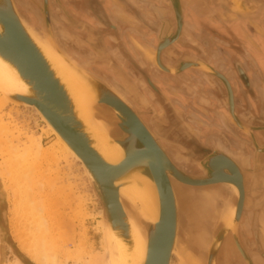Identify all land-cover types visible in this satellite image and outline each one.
<instances>
[{"label": "water", "instance_id": "obj_1", "mask_svg": "<svg viewBox=\"0 0 264 264\" xmlns=\"http://www.w3.org/2000/svg\"><path fill=\"white\" fill-rule=\"evenodd\" d=\"M48 1L50 0H43L44 6L48 4ZM54 1L59 7H62L59 0ZM121 1L126 5L129 3V0ZM162 1L164 2L163 8L156 0H150L148 4V8L154 13L155 29L150 30L148 35L135 30H132V33L139 40L145 42L146 51H151L150 54L153 52L152 59L150 57L147 63L149 70L154 75L158 77L160 73L165 75L160 77L163 87L170 93L174 88H181L182 92L180 98L162 96L157 90L158 94L169 105L175 102L180 109H176V111L180 113L184 112L188 115V112H193L195 107L197 108L194 115L196 114L199 121L195 128L189 121L182 125L185 138L194 143L193 148H198L199 153H207L200 162L193 163L196 169L202 173L201 178H193L182 172L132 106L94 76L83 72L82 74H85L84 76L87 77L97 93L94 107L106 106L110 109L111 116L107 123L110 125L111 131L115 124L120 132V136L114 140L121 146L124 158L117 165L106 163L91 148L87 135L82 131L81 123L75 118L71 102L64 88L50 71L37 48V43L20 19L13 0H0V56L12 64L19 75L31 86V94L12 96L10 101L20 106H25L23 102L35 106L80 157L92 176L91 178L87 175L97 198L103 205L107 222L112 227L121 226L120 222L124 219L116 182L132 170L155 186L159 203V219L155 224H148L147 254L144 264H169L170 262L171 251L178 231V210L172 181L182 186L196 188L228 183L237 189L238 195L234 204V212L217 233L213 244L216 246L221 244L228 232L232 231L237 250L239 249L240 256L248 263V257L237 239L238 228L245 209L244 171L227 152L232 154L241 152L245 158H249L247 165L257 164L260 161L264 163V124L254 118L256 116L254 114L255 101L248 93L247 73L240 68L243 60L239 57L232 59L229 54L215 58L214 55H218L213 50L214 46L217 47L215 43L219 48L220 46L228 48V46L222 41H214L212 33H209L206 28L204 29L202 23L197 25L188 15L192 6L201 0ZM83 2L84 0H80L78 6L80 9ZM91 2L95 5L92 10L97 12L103 21H114L110 12L116 7L129 20L138 22V24L142 23V15L147 17L143 12L136 19V15L133 17L125 10V6L118 4L119 0H92ZM127 22L130 21H123V23ZM46 24L48 25V20ZM128 27L129 25L125 30L130 32ZM145 27L151 29L150 26ZM202 29L206 33H203ZM167 30L168 36H165ZM47 32L49 39L55 44L57 52L72 65L54 42L50 31ZM191 32H196L198 35L196 47H192L186 42V37ZM125 35L124 33L123 36ZM137 57L136 60L146 63L140 56ZM214 59L217 64L215 68L210 65ZM74 67L76 66L74 65ZM76 69L78 70L77 67ZM229 73L234 76L236 90H234ZM191 86L196 87V90L194 91ZM191 91L192 95L188 93ZM237 99L240 101L241 107L236 106ZM98 110L101 108L99 107ZM238 110H241L242 116L247 117L250 121L247 122L240 118ZM177 114L175 113V115ZM217 144L223 150L218 148ZM217 149L223 152H219ZM217 159H221L227 164L220 170L223 173H228L233 169L236 174L235 178L226 175L225 177H215L214 164ZM262 203H264V197L256 198L255 205L252 207L255 212L253 213L252 232L255 236L259 221L256 207ZM113 212L118 216V219H121L120 222L115 219ZM121 230L125 233L126 229L122 228ZM124 237L126 238V234Z\"/></svg>", "mask_w": 264, "mask_h": 264}, {"label": "rangeland", "instance_id": "obj_2", "mask_svg": "<svg viewBox=\"0 0 264 264\" xmlns=\"http://www.w3.org/2000/svg\"><path fill=\"white\" fill-rule=\"evenodd\" d=\"M119 1L118 4L125 6V10L133 17L136 15V19L143 12H145L144 14L147 17L142 15V23L140 24L132 20H130L131 22L123 23L120 16H116L114 21L110 22L101 20L97 12L92 9L88 10L85 4L83 6V3L80 9L78 7L80 0H59L62 7H59L54 0L48 1L46 6H44L43 0H27L25 2L30 10L35 9L40 16L46 17L47 13L48 15L50 14L54 30L51 25H47L45 22L43 25L45 35L48 38L47 31L49 30L58 48L72 62H77V65L79 63L80 65L78 66H81V69L94 76L114 92L128 98V102L140 115L143 122L150 130L152 129L153 133L155 132L154 135L158 138L175 165L178 164L184 170L200 173L202 176V173L196 169L193 163L200 162L207 153H199L198 148H193L194 143L185 138L182 125L184 122L189 121L192 127L195 128L199 121L196 114L194 115L197 108L190 104L195 109L186 115L184 112L176 111V109H180H178L175 102L171 105L167 104L157 90L160 91L162 96L180 98L182 94L181 88H174L171 93L170 91L168 92V89H165L163 83L160 82V77L162 78L165 75L162 73H160L159 77L154 75L149 70L147 62L136 60L137 56L144 60V51H146L147 47L145 42L134 36L135 34L132 33V30L148 35L150 30L155 29L154 13L148 8L150 0H129L128 5L126 3L124 5L121 0ZM156 1L163 8L164 2L162 0ZM13 2L21 16L20 10H22V7L17 4L16 0H13ZM28 13L25 12V14L30 16L33 15V12ZM25 23L28 25L27 22ZM128 25L130 32L125 30ZM28 26L30 27V25ZM145 26H150L151 29ZM124 33L126 34L125 36H123ZM197 36L196 32H191L186 37V42L192 47H196L198 45ZM40 38L42 39V37ZM47 38H43V40L48 42ZM191 87L194 88V91L196 90V87ZM188 93L191 94L192 91ZM22 107L19 106L16 109L11 104H8L4 106V113L10 114L12 124L19 129V133H22L20 137L30 134L39 140L41 146L49 147L54 141L53 134L46 130L44 122L38 115ZM99 107L101 111L98 110ZM96 108L99 111V117L105 118V121L108 122L109 116L105 112L110 114V109L106 106H98ZM104 114L105 117H102ZM112 135L120 136L115 124H113V129L110 131V136L112 137ZM18 154L22 155L20 152ZM242 156L243 160H245L244 155ZM17 157L19 158V156ZM39 158L32 161L30 158L29 160H24L20 157L19 162L17 160L12 165V167L15 166L13 168L15 172L13 173L11 168V178L7 174L6 176L4 175L5 178L1 174L0 169V264H14L15 259L21 264H37L29 258L30 250L32 251L31 247L36 245L34 247L37 249L39 243L41 247L47 244L48 241L52 243L50 242L46 246L50 245V249H52L51 244H54V249L61 256L66 252H79L81 248L79 253L83 251L84 253L82 254L87 251L96 253L103 250L102 231L98 225L101 216H99L98 212H104V209L82 166L76 163L77 161L72 162L71 159L61 158L57 162H50L52 156H47L50 159ZM20 161L27 162L25 163L26 166L28 164L27 168L26 166L23 168L21 165L24 162L20 164ZM34 161H41V163ZM1 162L2 157L0 156ZM32 162L39 165L36 166ZM30 164L33 165L30 166ZM33 168H36V170ZM12 175L14 176L13 178L17 176V179H12ZM27 175L32 176L33 179L34 177L39 178L35 179V182L33 179L30 180ZM24 176L28 178L26 179ZM22 179L26 181L18 183V181L23 182ZM11 181L17 189L13 187ZM31 182L35 183L32 184L34 188H30L29 184ZM27 183H29V187H27ZM25 185L28 190L24 189L26 188ZM18 186H20L19 190ZM180 186L185 193L188 192L185 196H182L185 201H187L188 197L195 198L198 201L195 210L187 212L190 219L196 220L186 225L188 241L192 245H196V240L200 237L204 239V243L210 245L224 225L227 216L229 217L234 198H231L230 191L224 186L217 185L204 188ZM246 188L247 202L238 228L237 239L248 257V263L245 262L235 248L234 236H231V233L226 235L221 246L224 242L231 243L232 256L234 257L231 264H253L252 257L254 258V264H264V203L256 207L259 220L258 231L256 236L252 232L253 213H255L252 207L255 205L256 198L261 199V197H264V183L256 185L255 180H252L248 175ZM15 191H18V193ZM18 194L21 195L18 196ZM214 194L216 196L211 202L209 199ZM218 197L219 199L226 198L227 204L222 205V200H218ZM219 206L220 208L222 206L223 215L214 227L209 222L207 214L211 208ZM213 216L215 215H212L211 218ZM179 217L183 218L184 214L180 212ZM44 224H48V226L46 227ZM39 227H44V229L49 227L51 229L48 228L49 233L52 235L51 237L49 236L50 239L47 237L50 234L46 235L48 230L45 229V232H47L44 233L46 236L44 239L47 241H42L44 239L39 234L41 232L37 231ZM39 231H41V228ZM228 235L230 236L227 237ZM46 246L39 247V251H42ZM60 260L62 262H59L58 259L56 264H85L84 261L77 262L69 258ZM47 264H52V262L49 261Z\"/></svg>", "mask_w": 264, "mask_h": 264}, {"label": "bare ground", "instance_id": "obj_3", "mask_svg": "<svg viewBox=\"0 0 264 264\" xmlns=\"http://www.w3.org/2000/svg\"><path fill=\"white\" fill-rule=\"evenodd\" d=\"M91 1L92 0H84V2H83V6L85 4V6L88 10L95 8L94 3ZM115 10L120 12L118 17L120 16L123 21H130L129 18L120 9H118L116 7ZM110 14L112 17L114 16L113 19L116 17L114 15V10H112L110 12ZM86 15H87V13H86ZM19 16H20V14H19ZM20 19L24 23V25H25L27 31L29 32V34L31 35V37L37 43V48H38L39 52L41 53L42 57L44 58V60L46 61V63L48 64L50 71H52V73L54 74V77L57 80H59V83L64 88V91L66 92V94H67V96L71 102V106L73 108V113L75 115V118L79 123H81L82 131L87 135L91 148L93 150H95L97 152V154L106 163H108L110 165L119 164L124 158V152H123L121 146L118 145L117 142L114 140V138H116L117 136H114V137L110 136V131H111L110 125L105 121V118L102 119L101 117L98 116V112L101 110L97 111L96 110L97 108L94 107V101L96 100L97 93H96V90L94 89V87H92V85H91L90 81L87 79V77L84 76L85 74H82L83 72H86V71L81 69L76 63L72 62L63 53L71 61L73 66L70 63H68L66 60H64V58L61 57V55L57 52L55 44L49 39V37L47 38L48 42H45L43 39H41L37 35V33L35 31H33L25 23V21L22 19L21 16H20ZM166 35L168 36V30H167V33L165 34V36ZM150 52L144 51V60L146 62L150 59V57L152 59L153 52L151 54H150ZM74 65L78 68V70L76 69V67H74ZM30 89H31V86H29L28 83L19 75L16 68L12 64H10L7 60H5L4 58H2L0 56V156L2 157V162L0 163L1 174H3V176L4 175L6 176V174L10 175L9 178H11L10 172L15 167V166L12 167V165L17 160L19 162L20 157H22V159H24V160H27V159L29 160V158H30L33 161V160H37V158H39V157H41V159H43L42 157L47 158V156L49 155L50 157L52 156V159L47 158V159L51 160V161L49 160L50 162H57L61 158L71 159L72 162L77 161L76 163H79L82 166L84 173L86 175H89L92 178L90 172L88 171L86 166L83 164L80 157L72 150V148L67 144V142L64 140V138L45 119V117L42 115V113L35 106L29 105V104L24 103V102H23V105H25V106H23L22 108H26L28 111L34 112L36 115H38L42 119V121L44 122L46 130L53 134L54 141L49 147L48 146L45 147V146H41L39 143V140L30 134L25 135V137H20L22 133H19L18 132L19 129H17L12 124V120L10 118L11 116H9L10 114H8L6 112L4 113V106L11 104L13 108L17 109L20 105L11 102L10 97L17 96V95L28 96V94H31ZM119 96L126 103H128L130 106H132L130 104V102H128L127 97H124L123 95H119ZM105 114L106 115L108 114L109 119H110L111 112H110V114L105 112ZM105 114L102 117H105ZM109 119H107V120L109 121ZM151 131H152V129H151ZM23 134H25V133H23ZM154 134H155V132H154ZM215 145H216V143H215ZM217 146H219L218 148L222 149V147L219 144H217ZM10 150L12 151L13 154L11 153ZM19 152L22 154L21 156L18 154ZM219 152H220V150H219ZM227 154L229 156H231L232 158H234L235 160H237L243 164H245V163L247 164V161L249 159V158L247 159L244 157L245 160H243V158H242L243 154L241 152L238 154H232L230 152H227ZM17 156H19V158ZM16 158H18V159H16ZM22 162H24V163L21 166H23V168H24V166H26L25 163H27V162H25V161H22ZM22 162L20 164H22ZM34 162H37V163L40 162L41 163V161H34ZM34 162H32L34 165L35 164H36V166L39 165V164L34 163ZM32 165L30 164V166H32ZM260 165L264 166V163H262L260 161ZM27 166H28V164H27ZM27 166H26V168H27ZM224 166H227V164L225 162H223L221 159L216 160V163L214 164V167L216 169L215 170V177H218V176L219 177H225V175H226V176H229L231 178H235L236 174L234 173L233 169H231L232 171L228 170L229 171L228 173H223L220 170ZM33 169L36 170V168H33ZM3 171L5 172V174ZM12 171H13V173L15 172L14 169ZM32 171H34V170H32ZM239 171H240V169H239ZM37 173H38V171H37ZM240 173L242 174L241 171H240ZM18 174H20V173H18ZM21 174H22V172H21ZM23 175H24V171H23ZM38 176H39V174H38ZM251 176H254V175H251ZM13 177L14 176L12 175V179H14V180L17 179V176H15L16 179ZM24 177L27 179L30 176H28V177L24 176ZM31 177H30V180L33 179V177L32 178ZM38 178L39 177H34L33 181H35V179H38ZM262 178H264V177H262ZM252 179H253V177H252ZM30 180H29V182H30ZM22 181H23V179H22ZM25 181L26 180H24L23 182L18 181V183H24ZM255 181H256V179H255ZM9 182H10V180H9ZM11 183L13 184V187H14V183L12 181H11ZM38 183H40V182H38ZM28 184L29 183L26 184L27 187H29ZM32 184H35V183L31 182L29 184L30 188L33 187ZM26 185H25V187H26ZM115 185L118 189V197H119L120 203H121L123 211H124V219H122V221H121L120 218L118 219V216L115 214V212H113V216L115 217V219L118 222L121 221L120 222L121 226L119 225V227H116V226L112 227L107 222V219L105 217L104 212L103 211L98 212L99 216H101V220H99L98 225L102 231V242H103V245H102L103 250L102 251L96 252V253H92V252L87 251V252H85V254H82V253H84L83 251L81 253H79L80 250L82 249L81 248V249H79V252H74V253L73 252L72 253L66 252L63 256H61L54 249V244H51V247H53L52 249H50V245H48L49 248H48V246H46L48 243L50 244L51 241L50 242L48 241V243L46 242L47 244L43 243L44 241H47L44 239L46 237L44 235V233L47 232V231L45 232V229L48 230V228H49L48 227V228L44 229V227H45L44 226V227H39V229L37 230L38 232H41L39 234H41L43 239H44V240H42L43 241L42 243L44 245L40 247L41 244L39 243V245H37V246H39L40 248L46 246V248H44L43 250L41 249L42 251H39V247H37V249H38L37 250L34 247L36 245H34V246L31 245L32 251L30 250V252H31L30 257H29L30 260L37 263V264H47L49 261L52 262V264H56L58 259H59V262H62V260H60V259H68V258L74 259L77 262L78 261L79 262L84 261L85 264H144L145 259H146V254H147V238H148L147 228H148V224H155L156 222H158V219H159V203H158V196H157L155 186L152 183L145 180L143 177L139 176L137 173H135L132 170H130V172H128L122 179H120L118 182H116ZM218 185L224 186L225 188H227L230 191L231 198L232 197L234 198L233 208L229 214V217L231 218V216L234 212V208H235L234 204L236 201V197L238 195L237 189L233 185L228 184V183L227 184L222 183V184H218ZM20 186H18V190L20 189ZM214 186H217V185H214ZM27 187L24 189L26 190ZM14 188L17 189L16 186ZM179 188H181V186L178 183L172 181V189H173L175 201L177 203V210H178V195L176 194V191L178 192ZM21 189H22V187H21ZM30 190H32V189H30ZM15 192L18 193V191H15ZM24 193H25V191H24ZM19 195H21V194H18V196ZM24 196H25V194H24ZM26 196H27V194H26ZM19 198H21V197H19ZM35 209H36V207H35ZM229 217L227 216L226 220H228ZM40 218H42V217H40ZM43 221H42V224H43ZM37 225H39V224H37ZM44 225H46V224H44ZM178 225H179V214H178ZM47 226H48V224L46 225V227ZM40 228H41V231H39ZM122 228L126 229L125 233L121 230ZM49 232L50 231L48 230L46 235ZM230 233L232 236V231L228 232V234H230ZM49 234L50 235H47V237L52 236L51 233H49ZM125 234H126V238L124 237ZM229 236L230 235H228L227 237H229ZM50 237H49V239H50ZM51 239H54V238H51ZM177 240H178V231H177V235H176V240L174 242V246H173L172 251H171V257H170L169 264H174V261L179 258V253L177 251L178 250L177 249ZM37 241L39 242V240H37ZM235 248L237 249L238 247H235ZM81 259H83V260H81ZM14 264H21V263L15 259Z\"/></svg>", "mask_w": 264, "mask_h": 264}, {"label": "crops", "instance_id": "obj_4", "mask_svg": "<svg viewBox=\"0 0 264 264\" xmlns=\"http://www.w3.org/2000/svg\"><path fill=\"white\" fill-rule=\"evenodd\" d=\"M119 14L114 10L115 16ZM188 15L197 25L202 23L204 29L212 33L214 41H222L230 48H219L213 42L217 46L213 50L218 53L215 58L229 54L232 59L239 57L243 60L240 68L247 73L248 93L255 101L254 118L264 124V0H201L192 6ZM204 29L201 31L206 33ZM210 65L217 67L215 59ZM229 77L234 80L231 73ZM235 83L233 81L234 90ZM237 105L242 106L238 99ZM238 114L250 121L242 116L241 110Z\"/></svg>", "mask_w": 264, "mask_h": 264}, {"label": "flooded vegetation", "instance_id": "obj_5", "mask_svg": "<svg viewBox=\"0 0 264 264\" xmlns=\"http://www.w3.org/2000/svg\"><path fill=\"white\" fill-rule=\"evenodd\" d=\"M16 1H17V4L22 7V10H20V12H21V16L24 19V21L27 22L28 25H30V27L37 33V35L42 37V39L47 38L44 32V28H43V25L45 24V22H47V20H48V24L51 25L52 29L54 30L53 23H52V17L50 16V14L48 15L47 13L46 17L43 15L40 16L36 12L35 9L30 10L28 8V5H26L27 0H23L24 2L21 0H16ZM25 12L27 13L33 12V15L30 16L28 15L29 13L25 14ZM37 23L39 24L37 25ZM78 65L80 64L78 63ZM114 136H118V135H112V137ZM217 150H220V149H217ZM235 162L239 165L240 169L244 171L243 176H244V187H245V202H244V207H245L246 202H247V188H246L247 176L249 175L251 178L253 177L252 180L256 179L255 181L256 185L258 183H264V178H262L264 177V166H261L260 163H257V164L251 163L247 165L246 163L243 164L237 160H235ZM176 166L182 172H184L186 175L190 177H193V178L202 177L200 173H195L193 171L184 170V168L178 164H176ZM251 175H254V176H251ZM186 193L185 191L182 190V188H179L178 192L176 191V194L178 195L179 214L180 212H182L185 218L183 217L184 218L183 219L182 217H179V229H178V240H177V249H178L177 251L179 253V258L174 261V264H231L234 258L232 256L231 243L229 244V242H224L225 244L223 243L222 246L221 244H218L216 246L213 244V241H212L211 244L209 245L207 243H204V239L200 237L198 238V240H196V245H192L188 241V235H187L188 230H187L186 225L187 223L194 222L196 220L190 219L189 218L190 216L187 214V212H191L195 210V207L198 205V201L195 198L193 199L192 197H188L187 201H185L182 196H185ZM215 196L216 194L212 195L209 200L213 202ZM218 200H222V205L227 204L226 198L219 199L218 197ZM232 208L230 209V212ZM207 215L209 217V222L211 223L212 226L215 227L223 215L222 206L221 208L220 206L211 208ZM212 215H215V216L211 218ZM234 246L236 247L235 242H234ZM251 259H252V263L254 264V258L252 257Z\"/></svg>", "mask_w": 264, "mask_h": 264}]
</instances>
